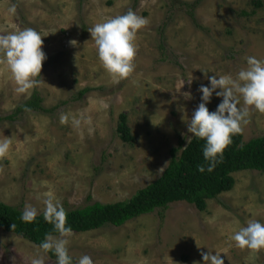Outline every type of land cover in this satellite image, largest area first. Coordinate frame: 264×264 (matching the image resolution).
<instances>
[{
  "label": "rangeland",
  "instance_id": "obj_1",
  "mask_svg": "<svg viewBox=\"0 0 264 264\" xmlns=\"http://www.w3.org/2000/svg\"><path fill=\"white\" fill-rule=\"evenodd\" d=\"M198 2L194 22L186 3ZM12 3L15 14L7 11ZM129 9L148 24L135 40L134 72L114 79L101 66L88 29ZM25 27L43 36L44 83L18 95L0 66V118L35 91L45 108L61 106L51 115L30 112L0 123V139L12 140L0 158V202L32 205L41 214L42 181L66 209L128 202L161 177L172 148L190 141L187 122L202 102L199 87H210L207 77H235L249 56L264 60V0H0V33ZM221 102L213 93L209 111ZM61 113L84 115L91 124L74 129L70 120L60 123ZM121 115L135 137L131 144L119 136ZM241 134L244 142L263 136L264 113L252 110ZM233 176V190L209 200L204 212L177 202L122 227L73 233V264L84 254L94 264H203L201 253L208 251L222 253L224 264H264V249H241L231 240L249 220L264 223V173ZM36 246L0 229V264H29ZM45 264L56 261L46 254Z\"/></svg>",
  "mask_w": 264,
  "mask_h": 264
},
{
  "label": "clouds",
  "instance_id": "obj_2",
  "mask_svg": "<svg viewBox=\"0 0 264 264\" xmlns=\"http://www.w3.org/2000/svg\"><path fill=\"white\" fill-rule=\"evenodd\" d=\"M7 11L9 14H15L16 4L12 3ZM147 24V18L129 9L122 15L109 17L88 29L101 66L114 79H125L134 72L137 53L135 40L138 32ZM42 37L40 32L32 27L0 33V66L10 73L15 84L14 91L18 95L30 94V90L44 83L40 74L47 57L42 51ZM70 43L75 45L76 41ZM207 79L210 87H199L202 102L187 122V131L192 134L189 140L198 138L205 141L203 157L207 162V169L204 165L198 166L200 173L205 170L211 173L215 169L224 150L232 143V137L241 133L243 126L249 123L252 110L264 113V60L249 56L246 58V67L241 68L235 77L230 74L212 75ZM191 82L192 80L188 81L189 84ZM213 93L222 98V102L216 111L210 112L207 104L210 103ZM185 95L190 98V93ZM59 119L61 124H67L70 120L72 127L77 130L82 124H91V120L84 115L70 117L67 113H61ZM11 144V138L0 139V158L9 154ZM41 185L46 189L37 197L44 206L42 215L44 220L53 226L58 236L45 234L44 240L36 246L39 251L30 259L29 264H45L46 254L49 252L55 255L56 264H73L68 247L73 231L67 224V211L57 199L49 182L42 181ZM40 214L41 211L36 207L25 205L20 218L22 222L31 224ZM231 240L241 249H264V223L249 220L245 226L234 231ZM215 253L213 255L212 251L202 252L203 264H224L222 253ZM76 264H94V261L90 255L84 254Z\"/></svg>",
  "mask_w": 264,
  "mask_h": 264
},
{
  "label": "trees",
  "instance_id": "obj_3",
  "mask_svg": "<svg viewBox=\"0 0 264 264\" xmlns=\"http://www.w3.org/2000/svg\"><path fill=\"white\" fill-rule=\"evenodd\" d=\"M198 4L199 2L186 3L187 12L194 22ZM88 91L89 89L84 90L81 95ZM43 104V97L35 91L31 98L18 106L12 114L0 118V123L5 120L16 121L21 115L30 112L51 115L61 106L47 109ZM25 108L29 110L26 111ZM118 133L125 143L131 144L135 141L126 115L120 117ZM204 143V140L198 138H193L188 143L181 140L177 148L171 149V161L161 177L139 190L128 202L114 204L94 202L83 208L72 210L65 208L68 214L67 224L71 226L73 233H88L108 225L122 227L134 219L157 210H165L177 202H187L200 212H204L209 200L233 190L236 184L234 173L247 170L264 173V135L249 142H244L241 133L234 135L232 143L224 150L221 161L211 173L207 170L200 173L197 170L200 165L207 169V162L203 157ZM91 199L89 197V200ZM22 210L21 206L14 207L0 202V229L23 237L35 245H39L47 233L58 236L42 214L31 224L22 222L20 218ZM47 254L56 261L52 252Z\"/></svg>",
  "mask_w": 264,
  "mask_h": 264
}]
</instances>
